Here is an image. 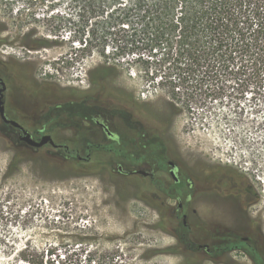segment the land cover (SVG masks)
Listing matches in <instances>:
<instances>
[{
    "label": "rangeland",
    "instance_id": "374dc122",
    "mask_svg": "<svg viewBox=\"0 0 264 264\" xmlns=\"http://www.w3.org/2000/svg\"><path fill=\"white\" fill-rule=\"evenodd\" d=\"M76 11L72 0H0V71L12 65L6 79L9 112L31 130L55 114L64 117L68 113L60 106L72 100L62 96L70 89L83 96L92 87L89 72L108 60L115 64L107 76L109 86L125 90L149 108L146 116L170 120L179 143L199 149L208 157L203 160L238 167L245 175L257 195L251 218L261 224L260 234L249 236L264 247V73L257 88L250 84L241 91L237 79L243 74L220 72L215 77L220 81L204 85L223 87L221 96L191 90L200 75H181L167 65L137 61L133 54L112 59L102 54L101 40L91 49L88 43L84 47V41L78 42L83 27L72 20ZM41 39L45 45L39 44ZM173 85L180 96L173 100L176 110L169 104ZM99 103L116 107L110 101ZM63 117L54 128L55 141L82 147L83 142H110L98 133L83 136L76 127H63ZM103 118L113 132L130 136L115 112ZM82 147L66 170L45 160L62 159L49 147L22 152L24 160L9 166L14 153L0 138V264H23L7 248L17 251L24 245L53 249L54 264H182L181 254L163 249L176 244L173 235L183 221L159 211L161 202L141 188L148 187L146 179L118 170V165L127 166L130 154L98 150L78 160L86 156ZM161 222L164 230L158 226ZM186 222L188 240L198 247L195 264H252L239 251L206 254L205 243L226 241L228 235L204 232L196 218Z\"/></svg>",
    "mask_w": 264,
    "mask_h": 264
},
{
    "label": "trees",
    "instance_id": "16d2710c",
    "mask_svg": "<svg viewBox=\"0 0 264 264\" xmlns=\"http://www.w3.org/2000/svg\"><path fill=\"white\" fill-rule=\"evenodd\" d=\"M72 3L77 9L72 20L83 27L78 42L84 41V47L88 43L87 48L91 49V44L101 40L104 56L109 54L116 60L133 54L137 61L167 65L181 75H200L198 86H191V90L212 92V96H221L223 87L204 83L220 81L215 78L220 72L243 74L244 78L237 79L241 81V91L250 84L257 88L263 80L264 0H72ZM93 19L96 21L92 22ZM38 42L45 45L46 39ZM114 71L115 64L107 60L89 72L95 92L92 96L122 107L131 106V102L138 100L107 83V76ZM174 86L169 104L176 110L174 101L180 100V96L174 92ZM1 128L0 138L10 144L14 153L9 166L24 160L22 152H37L19 146L9 129ZM45 160L62 166V170L73 165L63 157L48 156ZM161 205L159 211L167 212L165 205ZM158 226L164 230L162 222ZM188 234L189 229L182 222L179 232L173 235L176 244L163 251L181 254L182 264H195L193 257L197 256L198 247L188 240ZM221 251L229 248L220 245L213 253ZM7 252L15 254L19 263L54 264L53 249L40 251L24 245L17 251L8 247ZM87 260L93 261L90 257Z\"/></svg>",
    "mask_w": 264,
    "mask_h": 264
},
{
    "label": "flooded vegetation",
    "instance_id": "af4514ba",
    "mask_svg": "<svg viewBox=\"0 0 264 264\" xmlns=\"http://www.w3.org/2000/svg\"><path fill=\"white\" fill-rule=\"evenodd\" d=\"M11 66L8 65L4 72L0 71V89L7 119L4 121L0 118V128L3 126L9 129L15 143L21 147L34 152L51 148L53 153L70 160L82 145H70L65 140L55 141L54 128L59 123L58 118L63 115L50 116L40 128L31 130L7 109L6 79ZM69 91L71 92L62 97L67 96L72 101L80 100V103L75 102L78 104L75 105L71 101L70 104L60 106L68 113H65L61 120L62 126L76 127L77 132L83 136L98 133L110 140L108 144L83 142L82 148L86 151V156H78V160L87 159L91 151L98 150L115 155L130 154L127 166L122 168V165H118V170L124 175L135 174L146 179L147 192L165 205L170 216L181 218L184 225L187 224V218H196L198 226L204 232L228 235L226 241L217 243L212 240L211 245L205 243L206 254L212 253L215 247L222 245L223 248H229L228 252L243 253L252 264L264 263L262 243L251 241L249 236L259 235L261 232L260 221L255 217L251 218L250 210L257 195L238 167L203 160L208 157H203L199 149L179 143L176 133L171 129L170 120L146 116V111L150 109L137 101L131 102L129 109L128 106L122 107L110 101L116 107L107 109L104 104L99 103L102 101L99 98L90 103V100L95 99L92 96L95 95L93 87L86 90L83 96H76L75 90ZM114 112L121 119L120 125L127 129L124 132L130 136L123 135L121 130L115 133L110 129L111 123L103 116H112ZM10 120L16 121L18 125L11 124ZM24 132L29 133L34 140L48 135L54 144L47 141L39 147L31 146L20 138ZM138 170L145 174L137 172ZM169 201H174L175 207H172Z\"/></svg>",
    "mask_w": 264,
    "mask_h": 264
},
{
    "label": "water",
    "instance_id": "95a60500",
    "mask_svg": "<svg viewBox=\"0 0 264 264\" xmlns=\"http://www.w3.org/2000/svg\"><path fill=\"white\" fill-rule=\"evenodd\" d=\"M2 89H0V118L3 119L4 121H6V117L4 115V105H3V99H2V93H1ZM10 123L13 125H18V123L14 120H10ZM20 138L25 141L26 143H28L31 146H35V147H39L41 145H43L44 143H46L47 141H50L51 144H54L52 139L50 138V136L48 135H44L41 137V139L39 140H34L29 133L24 132V134H22L20 136ZM137 172H142L145 174V172L138 170Z\"/></svg>",
    "mask_w": 264,
    "mask_h": 264
}]
</instances>
